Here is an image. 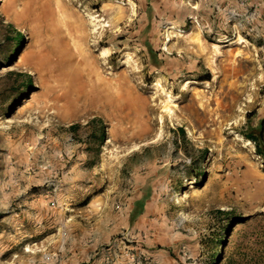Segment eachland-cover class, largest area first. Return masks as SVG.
<instances>
[{"label":"rangeland","instance_id":"rangeland-1","mask_svg":"<svg viewBox=\"0 0 264 264\" xmlns=\"http://www.w3.org/2000/svg\"><path fill=\"white\" fill-rule=\"evenodd\" d=\"M0 15V264H264V0Z\"/></svg>","mask_w":264,"mask_h":264},{"label":"trees","instance_id":"trees-1","mask_svg":"<svg viewBox=\"0 0 264 264\" xmlns=\"http://www.w3.org/2000/svg\"><path fill=\"white\" fill-rule=\"evenodd\" d=\"M0 24L3 25L7 31L15 29L14 24L8 22L5 17L1 15ZM23 39V35H17L16 40L19 41L20 44H22ZM244 134L255 144L257 153L264 157V118L260 120L257 127L250 126Z\"/></svg>","mask_w":264,"mask_h":264},{"label":"bare ground","instance_id":"bare-ground-1","mask_svg":"<svg viewBox=\"0 0 264 264\" xmlns=\"http://www.w3.org/2000/svg\"><path fill=\"white\" fill-rule=\"evenodd\" d=\"M249 141V140H248Z\"/></svg>","mask_w":264,"mask_h":264}]
</instances>
